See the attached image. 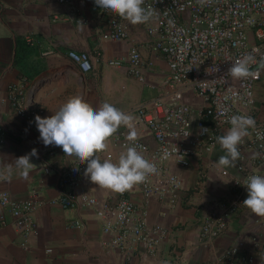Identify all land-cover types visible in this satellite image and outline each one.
<instances>
[{
	"label": "built area",
	"instance_id": "1",
	"mask_svg": "<svg viewBox=\"0 0 264 264\" xmlns=\"http://www.w3.org/2000/svg\"><path fill=\"white\" fill-rule=\"evenodd\" d=\"M55 2L63 10L56 12L54 19L66 13L79 24L88 22L78 0ZM143 7L153 10V15L145 23L137 24L135 36L127 20L101 8L98 16L105 22L100 33L102 39L130 44L125 55L108 60L110 66L126 67L129 75L146 83L159 58L167 65L168 73L160 82L158 94L129 111L135 124L147 131L155 145L137 131L136 140L128 141L126 127L111 137L112 143L124 150L136 147L155 164L157 172L131 190L99 196L93 183L84 176L86 163L79 164L76 159L65 168L50 165L44 168L46 173L57 175L60 188L59 197L49 202L59 203L66 211L79 207L93 211L102 225L105 251L117 253L125 261L156 257L168 229L161 223L149 222L147 204L152 199H158L168 209L177 204L185 181L176 167L189 168L194 158L214 152L219 145L217 137L231 127L232 116L251 117L255 126L248 129L249 134L238 145L240 157L234 166L238 173L230 195L207 199L201 205L200 235L204 242L209 244L230 229V222L245 197L244 181L254 174L264 176V117L256 118V86L264 76V0H144ZM144 51L150 54L146 56ZM246 54L255 57L250 65L253 75L233 80L228 70L234 60ZM68 55L81 72L92 70L89 52L69 50ZM33 95L34 91L28 93L23 82L11 83L6 99L18 116L35 124V116L43 117L45 109ZM201 127L209 129L208 132L200 134ZM5 131L0 124L1 142L5 141ZM106 157L112 159L113 154L107 152ZM217 170L224 176L230 174L226 168ZM135 191L141 192L146 207L135 204L132 199ZM46 203L36 188L24 200L1 191L0 230L14 226L21 237V247L31 249L33 240L41 235L35 213ZM246 218L242 234L204 264H262L264 218L252 213L246 214ZM84 226L80 220L69 223L70 228ZM53 252L52 247L45 249L47 255Z\"/></svg>",
	"mask_w": 264,
	"mask_h": 264
},
{
	"label": "crops",
	"instance_id": "2",
	"mask_svg": "<svg viewBox=\"0 0 264 264\" xmlns=\"http://www.w3.org/2000/svg\"><path fill=\"white\" fill-rule=\"evenodd\" d=\"M78 4L88 19L86 24H79L65 16L66 13L54 19L53 15L63 10L55 0H0V124L6 130L5 141H0V192L7 191L13 198L24 200L36 188L47 202L36 210L41 235L33 240L31 249L21 247V237L14 226L0 230V264H204L242 234L246 214L251 213L242 204L222 237L209 244L201 239V205L210 198L229 196L238 173L233 166L222 167L230 171L228 176L217 170L221 168L217 166L218 158L226 154L220 144L214 152L194 158L189 168L176 167L184 178L185 188L174 207L168 209L158 199L147 204L149 222L161 223L168 229L153 259L137 257L125 261L117 253L108 254L102 244L105 237L102 225L93 211L84 207L66 211L59 203L49 202L59 197L60 188L57 175L46 173L45 166L65 168L76 158L65 155L60 147L44 146L36 124L12 109L6 99L8 86L23 82L28 93L34 91L35 100L45 109L43 117L53 115L74 96L82 97L94 108L108 102L129 114L135 105L158 94L160 82L168 73L162 58L155 63L146 83L129 75L126 67L110 66L108 60L128 52L129 42L102 39L100 33L105 22L98 16L100 8L95 6L94 0H78ZM137 27L130 24L133 36ZM146 49L148 47H143ZM69 50L89 52L93 58L92 70L81 72L69 57ZM144 53L150 54L149 51ZM256 99V118L261 120L264 117V76L256 86ZM121 128L124 126L118 130ZM135 130L155 145L146 130L142 131L136 124ZM33 148L38 150L39 157H31L32 168L28 177L23 178L16 158L27 155ZM122 151L124 149L115 146L110 138L101 158H107L106 153L111 152V160L116 162ZM93 187L99 196L111 192L95 184ZM247 196L246 190L244 200ZM132 199L137 206L146 207L140 191H135ZM72 220H80L85 226L70 228ZM47 247L54 249L53 254H45Z\"/></svg>",
	"mask_w": 264,
	"mask_h": 264
},
{
	"label": "clouds",
	"instance_id": "3",
	"mask_svg": "<svg viewBox=\"0 0 264 264\" xmlns=\"http://www.w3.org/2000/svg\"><path fill=\"white\" fill-rule=\"evenodd\" d=\"M94 3L102 10L127 20L131 25L145 23L153 15V10L143 7L144 0H94ZM254 61L252 54H246L233 61L227 74L233 80H245L253 75L250 65ZM229 123L231 127L226 133L217 137L226 153L218 158V167L235 166L240 157L238 145L249 134L248 129L255 126L251 117L243 115L232 116ZM35 124L44 146L60 147L65 155L75 157L79 164L86 163L84 176L102 189L123 193L144 183L150 175L157 172L155 164L134 146L126 147L116 162L108 158L102 160L101 154L107 150L108 141L121 126L129 129L128 141L134 142L137 137L134 117L108 102L94 108L82 97L74 96L51 116L36 115ZM208 130L201 127L200 134ZM31 157H39L36 148L27 155L16 158V166L21 169L23 178L28 177L32 168ZM243 185L246 186L248 196L242 204L252 214L264 218V176L251 175ZM261 259L264 264V257Z\"/></svg>",
	"mask_w": 264,
	"mask_h": 264
}]
</instances>
